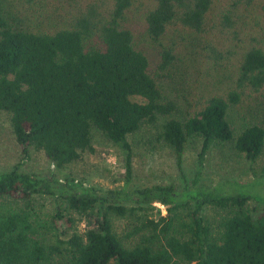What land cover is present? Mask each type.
Listing matches in <instances>:
<instances>
[{
  "label": "trees",
  "instance_id": "obj_1",
  "mask_svg": "<svg viewBox=\"0 0 264 264\" xmlns=\"http://www.w3.org/2000/svg\"><path fill=\"white\" fill-rule=\"evenodd\" d=\"M137 1L143 4L70 0L73 11L63 19L57 16L50 28L23 26L18 16L0 14V113L9 114L25 157L33 147L55 168L48 175L17 165L0 170V264H51L54 259L63 264H264V206L249 205L264 199L216 190L245 182L211 185L202 179L212 145H229L252 163L262 153L264 126L253 123L234 133L227 115L245 89L264 86V43L252 28L245 42L237 26L251 7L264 16V0H225L217 14L212 13L215 0H144L146 33L162 45L160 68L169 64L174 50L173 41L164 45L162 39L172 37L177 26L196 33L197 46L203 44L213 58L233 63L225 96H211L200 109L169 117L158 127L156 140L170 146L178 160L189 139L200 141L199 167L183 188L129 185V135L178 110L123 25ZM93 128L121 151L124 185L103 189L68 174L57 176L92 149ZM42 196L52 198L53 224L59 221L61 235L66 234L57 243L41 238L36 227L34 201ZM154 203L165 213L158 207L153 213ZM116 219L124 224L117 226Z\"/></svg>",
  "mask_w": 264,
  "mask_h": 264
},
{
  "label": "rangeland",
  "instance_id": "obj_2",
  "mask_svg": "<svg viewBox=\"0 0 264 264\" xmlns=\"http://www.w3.org/2000/svg\"><path fill=\"white\" fill-rule=\"evenodd\" d=\"M69 2L70 0H0V14L7 17L18 16L23 26L39 25L41 28H50L51 24L58 23L57 16L61 17L65 12L73 11V4ZM137 3L138 1L126 11L123 25L132 31L138 47L145 51L150 73L157 86L164 96L175 101L178 110L171 116H159L154 124L143 123L137 131L129 135L132 146V176L129 185L173 183L178 188H183L191 184L199 167L200 141L198 138L189 139L178 160L170 146L156 140L158 127L169 117L183 118L185 114L200 109L211 96H225L231 86L233 63H230V58L225 57L223 61L213 58L212 54L202 49L203 44L197 46L199 37L196 33L177 26L173 28L175 34L172 37L165 36L162 39L164 45L173 41L174 50L169 64L160 68L162 45L147 35L144 0L142 5ZM223 3L225 0H215V10L212 13H219V6ZM242 20L246 23L241 27L239 25L243 23ZM237 26L245 42L249 38L248 29L252 28V33L264 43V16L257 7L249 8V12L241 17V22L238 20ZM227 117L234 133L253 123L264 126V86L257 91L245 89L240 101L229 107ZM91 147L90 150H84L76 161L60 170L57 176L61 178L68 174L84 185L103 189L124 185L123 155L119 148L97 128L91 130ZM15 165L22 170L41 175L55 171L52 161L41 150L31 147L25 157L12 132L9 114L2 112L0 170H8ZM202 172L203 182L211 185L228 180L245 182L218 185L217 191L252 193L257 199H264V147L259 158L252 163L233 151L229 145H212L204 157ZM154 205L153 213L156 212V207L162 214L165 213L163 205ZM249 205L258 209L264 206V202L251 200ZM54 206L52 198L48 196L36 198L34 218L41 238L57 243V240L65 238L66 234L61 235L63 228L60 227L59 221L54 222L56 225L53 224ZM115 223L121 227L124 221L116 219ZM83 225L82 221L80 226ZM51 264L63 263L54 259ZM108 264L116 263L111 260Z\"/></svg>",
  "mask_w": 264,
  "mask_h": 264
}]
</instances>
